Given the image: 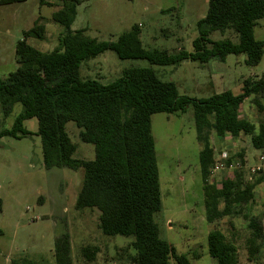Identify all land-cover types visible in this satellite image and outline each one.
Returning a JSON list of instances; mask_svg holds the SVG:
<instances>
[{"label":"trees","instance_id":"16d2710c","mask_svg":"<svg viewBox=\"0 0 264 264\" xmlns=\"http://www.w3.org/2000/svg\"><path fill=\"white\" fill-rule=\"evenodd\" d=\"M80 2L62 0L61 8L51 15L52 22L63 29L53 50L41 52L26 43L28 38L43 39L41 18L22 33L23 39L15 48L17 67L0 78L3 118L11 115L16 104L21 111L10 129L0 131V137L28 135L23 123L36 119L35 134L40 139L44 167L83 170L75 208L96 209L103 235L132 238L128 245L134 252L130 264H191L160 238L154 221L161 209V198L150 126L152 115L182 113L191 105L196 139L201 144L198 163L206 221L212 224L225 217H241L248 230L247 258L256 261L264 229L261 218L249 209L264 172L246 181L243 170H234L230 177L214 184L210 181L214 152L209 136L249 135L252 147L264 154V123L255 126L240 118L238 111V106L249 98L259 114L264 111V76L244 80L239 95L225 91L195 101L180 96L174 83L160 80L151 68L125 69L107 85L81 79L79 69L83 62L105 51L114 52L121 60H145L152 66H175L185 60L203 64L211 58L223 61L227 55L244 54L245 63L256 66L264 42L255 40L253 27L264 18V0H208L205 16L196 23L198 36L192 42L193 51L177 54L143 48L137 25L115 41H98L87 36L84 29L71 30ZM228 30L236 35V43L227 38L208 39L212 32ZM67 122L79 129L80 141L93 146V160L72 158L75 145L65 131ZM224 163L229 166L232 159L228 157ZM98 252L94 246L81 250L86 262H92ZM207 254L215 264H239L235 243L218 230L207 235ZM54 260L55 264H72L66 233L55 239ZM11 264L39 263L23 259Z\"/></svg>","mask_w":264,"mask_h":264},{"label":"rangeland","instance_id":"374dc122","mask_svg":"<svg viewBox=\"0 0 264 264\" xmlns=\"http://www.w3.org/2000/svg\"><path fill=\"white\" fill-rule=\"evenodd\" d=\"M207 5L208 0H81L70 29H84L87 36L98 41H115L137 25L143 48L166 50L169 54L190 53L198 36L196 23L205 16ZM61 6L62 0H0V78L16 69V44L38 18L45 28L44 37L28 38L26 43L41 52H49L58 45L63 29L52 22L51 15ZM253 36L264 42V18L257 20ZM225 38L237 42L230 30L208 36L210 41ZM245 60L244 54H231L223 61L211 58L203 64L185 60L175 66H152L145 60H121L114 52L105 51L83 62L79 74L81 79L107 85L125 69L151 68L160 80L174 83L180 96L200 101L225 91L239 95L244 80L264 76V46L256 66H248ZM262 103L264 106V99ZM20 111L19 104L14 105L7 118L0 111V131L10 129ZM238 111L240 118L255 126L264 122V113L256 111L251 98L240 104ZM150 126L161 198V209L154 215L160 238L177 254L185 255L191 264H215L207 254V235L218 230L235 243L239 264L249 261L245 247L248 230L241 217H225L212 224L206 221L198 163L201 144L196 139L192 106L188 105L182 113L154 114ZM23 127L28 135L0 137V264L19 263L23 259L55 264V239L65 233L70 241L72 264H130L134 252L128 245L132 238L103 235L96 209L75 208L83 170L46 169L40 139L35 134L36 119L25 121ZM65 131L75 145L72 158L93 160V146L80 141L75 124L67 122ZM209 137L214 164L222 152L232 159L229 166L222 161L223 168L212 170L211 182L218 185L234 170H243L246 181L258 177L251 169L260 157L264 162V154L252 147L249 135L232 138L211 133ZM256 189L257 199L260 192L264 196V185ZM258 209L252 203L249 210L260 217ZM261 220L264 223V217ZM86 246L99 250L92 262L82 257L81 250ZM257 257L256 261H264V248Z\"/></svg>","mask_w":264,"mask_h":264},{"label":"crops","instance_id":"0c3cea01","mask_svg":"<svg viewBox=\"0 0 264 264\" xmlns=\"http://www.w3.org/2000/svg\"><path fill=\"white\" fill-rule=\"evenodd\" d=\"M262 113H264V111ZM261 122L264 123L263 121H261ZM263 177H264V175H263ZM260 185H264V180L257 187H259ZM255 190L257 191V189H255ZM256 193L257 192L254 193V202L253 203L254 204H257V206L259 208L258 210L261 212L260 213L261 214L260 217L262 219V217H264V196H262V192H260L261 193V196L258 197V199H257ZM261 225H262V227L264 229V223H262V220H261ZM260 246H261V250H263V248H264V239H263V241H261ZM242 264H264V261H244Z\"/></svg>","mask_w":264,"mask_h":264},{"label":"built area","instance_id":"2783aa9c","mask_svg":"<svg viewBox=\"0 0 264 264\" xmlns=\"http://www.w3.org/2000/svg\"><path fill=\"white\" fill-rule=\"evenodd\" d=\"M219 161H217L214 166H213V171H218L220 170L221 168H223V164H222V161L226 160L227 159V155L225 152H222L220 154V157H219ZM264 170V162H263V157H260L259 158V161L258 163L252 167L251 169V172L252 173H260Z\"/></svg>","mask_w":264,"mask_h":264}]
</instances>
